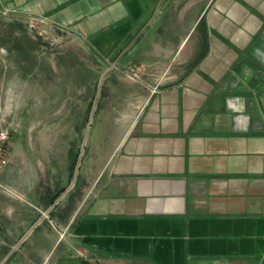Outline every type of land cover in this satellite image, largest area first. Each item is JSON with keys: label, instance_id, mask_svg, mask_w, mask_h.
Returning <instances> with one entry per match:
<instances>
[{"label": "crops", "instance_id": "obj_1", "mask_svg": "<svg viewBox=\"0 0 264 264\" xmlns=\"http://www.w3.org/2000/svg\"><path fill=\"white\" fill-rule=\"evenodd\" d=\"M2 9L84 39L110 63L116 106L99 126L103 158L79 185L77 157L57 155L60 169L44 179L12 133L0 264H264V0H0Z\"/></svg>", "mask_w": 264, "mask_h": 264}, {"label": "rangeland", "instance_id": "obj_2", "mask_svg": "<svg viewBox=\"0 0 264 264\" xmlns=\"http://www.w3.org/2000/svg\"><path fill=\"white\" fill-rule=\"evenodd\" d=\"M14 14L0 11V61H10L0 66L7 73L0 89L6 93L9 88L13 97L0 100V128L13 133L17 149L27 144L44 179L60 169L57 155L73 162L77 157L72 180L79 185L103 158L97 141L105 133L99 126L110 121L105 110L116 106L106 95L109 74L103 75L110 63L73 33L46 30ZM62 136L65 147L58 154L56 142Z\"/></svg>", "mask_w": 264, "mask_h": 264}, {"label": "built area", "instance_id": "obj_3", "mask_svg": "<svg viewBox=\"0 0 264 264\" xmlns=\"http://www.w3.org/2000/svg\"><path fill=\"white\" fill-rule=\"evenodd\" d=\"M33 27V26H32ZM130 77L137 79L139 74L133 68H129L127 70ZM10 132L7 128H0V171L7 165L8 163V150L7 145L10 140ZM9 191L2 183H0V191ZM62 234H60L61 236Z\"/></svg>", "mask_w": 264, "mask_h": 264}, {"label": "water", "instance_id": "obj_4", "mask_svg": "<svg viewBox=\"0 0 264 264\" xmlns=\"http://www.w3.org/2000/svg\"><path fill=\"white\" fill-rule=\"evenodd\" d=\"M102 77V76H101ZM75 169H77V166H75Z\"/></svg>", "mask_w": 264, "mask_h": 264}]
</instances>
